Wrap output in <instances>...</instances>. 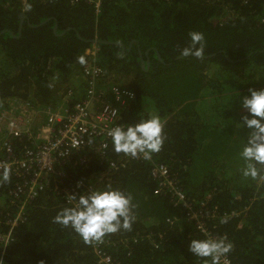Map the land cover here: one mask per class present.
<instances>
[{
    "label": "trees",
    "instance_id": "16d2710c",
    "mask_svg": "<svg viewBox=\"0 0 264 264\" xmlns=\"http://www.w3.org/2000/svg\"><path fill=\"white\" fill-rule=\"evenodd\" d=\"M27 4L19 34L21 0H0V33L6 31L0 35V108L13 97L55 106L60 92L82 93L85 49L93 40L117 42L125 47L124 57L116 56L120 46L97 44V63L135 93L120 125L156 115L164 140L149 159L127 156L131 160L116 171L108 172L107 162L96 155L85 167L73 161L63 167L64 185L81 181L94 190L110 186L130 194L135 220L129 230L86 244L70 226L54 222L61 209L73 205L46 190L28 206L9 245L0 244V264H98L96 248L115 264H204L188 245L206 237L185 220L182 207L173 206L170 194L154 195L153 163L169 167L189 200H206L207 211L216 210L207 226L232 243L231 264H264V164H256L255 178L242 174L246 162L240 153L248 138L236 130L235 116L242 107L236 97L264 89V0H103L98 14L92 5L69 0ZM193 33L202 34L203 41L193 43ZM201 43L205 59L175 60L195 53ZM137 45L143 53L150 49L145 70L138 64ZM109 156L118 160L125 154L111 148ZM105 173L108 180H98ZM14 182L0 183V204ZM10 211L13 205L0 209V233L7 231L4 218Z\"/></svg>",
    "mask_w": 264,
    "mask_h": 264
},
{
    "label": "built area",
    "instance_id": "2783aa9c",
    "mask_svg": "<svg viewBox=\"0 0 264 264\" xmlns=\"http://www.w3.org/2000/svg\"><path fill=\"white\" fill-rule=\"evenodd\" d=\"M27 1L21 0L23 12L28 8ZM102 1L69 0V3L92 5L98 14ZM99 51L95 43H90L84 51L88 59L79 74L82 93L74 89L60 92L55 106H39L19 97L3 101L0 108V177L7 168L9 180L15 181L0 204V209L5 205L14 206V211L8 212L4 218L7 231L0 233L3 249L12 240L15 228L26 221L28 206L43 191L52 189L66 204L75 206L77 200H70V195H85L94 190L81 181L64 185L66 174L63 167L67 163L73 161L75 167H85L96 155L107 162L110 172L131 160L128 155L112 160L109 152L113 146L108 132L122 126V111L135 99V93L117 83L106 69L99 66ZM149 173L158 183L154 195L170 194L173 206L182 207L185 220L191 222L198 232L206 238H220L207 226V219H213L217 213L216 210L207 211L206 200H189L177 188L176 177L165 163H153ZM98 180H108L107 174H102ZM3 182L0 179V183ZM197 204L199 206H194ZM151 242L155 249L158 248L159 240L154 238ZM95 252L98 264H115L98 248ZM221 264H224L223 260ZM227 264H231L228 257Z\"/></svg>",
    "mask_w": 264,
    "mask_h": 264
},
{
    "label": "clouds",
    "instance_id": "9594fccd",
    "mask_svg": "<svg viewBox=\"0 0 264 264\" xmlns=\"http://www.w3.org/2000/svg\"><path fill=\"white\" fill-rule=\"evenodd\" d=\"M191 38L193 43L203 41V36L199 33H193ZM202 52L201 43L195 55L200 56ZM80 63H84L83 57L80 58ZM242 107L246 110V114L241 117L242 125L251 130L240 153L246 162L242 174L255 178L258 175L256 164H264V89L250 88L248 95L242 99ZM162 130L161 119L153 115L135 125L116 126L109 130L108 135L115 152H122L133 158L142 155L149 159L163 145ZM0 179L5 182L9 180V169L5 168ZM69 199L77 200V203L73 207L61 209L54 217V222L70 226L86 244L102 242L105 235L121 229L129 230L135 220L132 196L110 186L80 195L78 199L75 195H70ZM232 247V243L224 237L191 239L188 245L194 256L204 258V264H221L222 260L227 264V254Z\"/></svg>",
    "mask_w": 264,
    "mask_h": 264
},
{
    "label": "water",
    "instance_id": "95a60500",
    "mask_svg": "<svg viewBox=\"0 0 264 264\" xmlns=\"http://www.w3.org/2000/svg\"><path fill=\"white\" fill-rule=\"evenodd\" d=\"M20 22L23 23L24 19L27 18V15L25 14V12H21L20 16ZM49 21V20H47ZM47 21L43 22L42 24H45ZM35 27V26H34ZM37 27V26H36ZM56 29H57V25H55V27L53 28V32L55 33L56 32ZM6 31L3 30L0 35H2L3 33H5ZM12 38H18V36L12 34ZM135 41L132 40L129 44V47H131L133 45ZM90 43H95V44H105V45H114V46H120L121 48H125L124 45H122L121 43H115V42H107V41H100V40H93L91 41ZM150 51V49H148L147 51L144 52V54H142L143 52L140 50V47L137 45V54L139 56V63H140V67L142 70H145V67L146 68H149V60L146 58L148 52ZM156 56H157V60L160 61L161 63H163L160 55L156 52ZM189 56H194V57H199V58H205L203 56H196L195 53H185V54H181L179 56L176 57L175 60H180V59H183L185 57H189ZM118 57H121V54L118 56Z\"/></svg>",
    "mask_w": 264,
    "mask_h": 264
},
{
    "label": "rangeland",
    "instance_id": "374dc122",
    "mask_svg": "<svg viewBox=\"0 0 264 264\" xmlns=\"http://www.w3.org/2000/svg\"><path fill=\"white\" fill-rule=\"evenodd\" d=\"M261 82H264V81H261ZM119 84H120V83H119ZM236 98L240 99L239 102H242L243 97H236ZM240 105H241V104L239 103L238 106H240ZM245 114H246V110H245L243 107H240V108L236 111L235 116L238 118V121L240 122V123L236 126V130H237L238 132H241V131H242V132H243V137H244V138H248L249 135H250L251 130L248 129V128H246V127H244V126L242 125V120H241V117L244 116Z\"/></svg>",
    "mask_w": 264,
    "mask_h": 264
},
{
    "label": "flooded vegetation",
    "instance_id": "af4514ba",
    "mask_svg": "<svg viewBox=\"0 0 264 264\" xmlns=\"http://www.w3.org/2000/svg\"><path fill=\"white\" fill-rule=\"evenodd\" d=\"M20 16V15H19ZM18 16V17H19ZM20 19V18H19ZM22 27H23V25H22V22H19L18 23V27H17V32L20 34L21 33V30H22ZM35 28H37V27H35ZM13 34V33H12ZM15 35V34H14ZM122 44V43H121ZM130 44V43H129ZM134 44V43H133ZM123 45V44H122ZM137 48V47H136ZM122 50L119 52V53H117L116 54V56H117V58L118 59H121V58H123L124 57V55L122 54L124 51H125V48L123 49V48H121ZM132 49V46L131 47H129L128 46V51H130ZM141 50V49H140ZM147 51V50H146ZM121 54V57H118L119 55ZM142 54H144V53H142ZM204 57V56H203ZM146 58L150 61V55H149V52H148V54H147V56H146ZM206 58V57H205ZM204 58V59H205ZM139 59V58H138ZM160 62V61H159ZM161 63V62H160ZM138 64H139V67H140V63L138 62ZM141 68V67H140ZM107 71V70H106ZM108 74H110V73H108ZM110 75H112V74H110Z\"/></svg>",
    "mask_w": 264,
    "mask_h": 264
}]
</instances>
